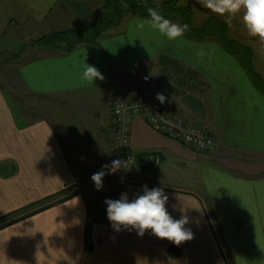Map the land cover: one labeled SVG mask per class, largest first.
Returning <instances> with one entry per match:
<instances>
[{"label":"crops","instance_id":"obj_1","mask_svg":"<svg viewBox=\"0 0 264 264\" xmlns=\"http://www.w3.org/2000/svg\"><path fill=\"white\" fill-rule=\"evenodd\" d=\"M102 4L100 0H0V52L18 48L23 42L20 28H27L28 34L34 32L37 39L89 21ZM133 18L145 19L126 16L119 27L96 42L79 44L69 52L46 48L40 55L23 60L18 55H26L25 50L14 55L19 63L13 71L23 92L46 99L47 105L76 94L80 109H73L74 115L79 113L87 121L78 124L81 135L86 134L81 151L89 155L80 159L77 147L82 143L72 138L62 141L46 117L18 124L12 103L0 89V162L5 166L0 169V216H9L41 198L46 197V204L53 202L0 227V264H164L170 246L177 255H170L172 262L165 264H181L183 260L195 264V258L197 263L201 258L202 264H227L214 226L227 227L221 212L232 214L228 209L244 219L251 232L257 226L258 243L250 247L255 258H264V172L247 176L217 163L202 164L199 185L185 189L147 175L148 162L156 163L150 155L162 160L159 152H134L136 160L128 170L138 177L126 178L129 198L142 193L143 185L163 188L168 196L166 208L176 219L187 215L186 227L191 229L192 238L177 245L150 234V230L140 236L135 230L117 232L111 225L103 226L109 221L101 218V224L90 222L82 192L95 171L85 163L95 158L107 165V147L115 127L112 97L135 99L144 84L143 75L150 77L157 99L169 86L159 81L160 75L165 80L173 74L178 84L177 77L185 74L182 79L187 84L178 85L186 89L180 100H157L166 114L207 128L214 139L213 151L207 153L264 161V93L236 57L212 37L191 39L183 35L168 41L156 32L137 31ZM86 63L97 67L104 78L93 83L82 81ZM89 96L90 100L86 99ZM68 150L73 152L68 154ZM152 169L156 173L155 167ZM237 224L242 223L234 222L233 227Z\"/></svg>","mask_w":264,"mask_h":264},{"label":"rangeland","instance_id":"obj_2","mask_svg":"<svg viewBox=\"0 0 264 264\" xmlns=\"http://www.w3.org/2000/svg\"><path fill=\"white\" fill-rule=\"evenodd\" d=\"M104 1L105 0H100L101 3ZM163 1L165 0H151V2L156 5L161 4ZM195 1L200 2L205 7L206 0ZM175 2L177 6H183L188 4V0H176ZM190 14L191 24H193L194 27H199L206 20H208L209 18L211 19L212 17L227 21L228 36L232 39L241 42L242 44L249 46L252 49V55L250 58H247V56L244 55L243 51L240 48L236 47L235 44L226 40L224 41V44L231 51L237 53L238 56L241 57L242 61L247 65V71L255 86H257L258 89L261 88L264 91V41L259 40V38L257 37L249 36L247 30L243 26V23L241 22L240 16L237 15L234 18H229L227 15H220L218 13L213 12L211 9L204 12L195 6L190 7ZM170 21L178 23L180 21V17L174 16L172 19H170ZM27 30V28L19 29L18 34L23 39V42H19L17 46L18 48L14 49L15 51L0 52L2 53L0 54V89L3 90V96L6 98V100L12 103L11 109L14 110L18 116L15 118L18 124L23 120L31 121L46 117V119L49 120L52 127L55 129L56 133L60 136V139L62 141L65 142L72 138L75 141L82 143L78 144L77 150L80 159L83 158L84 160L89 154L86 153V151H81L83 144L86 142V140L84 139L86 137V134L83 136L81 135L80 125L82 126V124L84 125V123L87 124V121H85V119L81 115H79V113L74 115L73 109H80L79 106L75 103V101L79 100L76 94L74 96H63L62 99L57 100V102H52L47 105L48 102H46V99L38 98L33 95L30 96V94L23 92L16 83L18 75L13 70H16L19 61H16L17 58L14 55H18L19 50H25L26 55H18V58H21V60H23L26 59L28 56L32 57L33 55H40V53L44 52L36 47H34V50L31 51L30 47H32V41L35 40L33 35L34 32H31L32 34H28ZM48 31H51V28H49ZM184 75L185 74H182L181 76L177 77V79H179L177 81L178 84H176L173 74L165 78V80L163 79V76L160 75L159 81L161 83L165 82L169 85L168 87L165 86V101L172 100L177 102L178 100H180V98H182V91H186V89H182L178 85L181 82L185 83V85L187 84V80L182 79ZM175 91L177 92V95ZM91 93L92 91H90V94ZM87 98L88 100H90V96L86 97V99ZM29 109H31L33 112H31V110ZM59 110H61L62 112H59ZM79 123L80 125H78ZM132 149L133 151L138 153H145L151 151L159 152L162 155V160H160V163H152L153 161H149V173H147V175L169 186L182 187L186 189L191 186L193 187V185H199L200 175H198V172L201 168V165L212 164L217 166L216 162H210L200 157L187 160L173 155L166 149H139L134 146ZM193 149L198 150L196 147H193ZM201 151L212 152L213 147ZM72 152L73 151L70 150L67 151L68 154H71ZM94 156L96 157L95 154ZM79 163L80 161L76 162L74 166L78 168ZM3 164V162H0V169H3L5 167L3 166ZM85 164L93 167L95 172L101 170L104 171L106 169L100 164V161L95 158L86 162ZM152 167H155L156 173L152 171ZM106 172L107 173L102 178L103 187L101 190H96L94 183L91 181V183L86 186L82 192L89 210L90 222L97 221L99 224H101L100 210L101 205L104 203L105 199H118L119 195L122 192H127V176L133 175V177H138V175L134 171L130 170L115 172L114 174H108V171ZM41 203L46 204V197L31 203L29 206L21 207L18 210L22 209L28 211L30 210V208H32L31 206H33L34 204H39L37 207H42ZM228 211L232 214L228 213L226 215L224 210L221 212V217L226 220L227 227L225 225L223 226V228H221V226L219 225L214 226L219 246L221 247V251L224 255V261L227 264H264V258H255L250 247L252 243H258L259 233L256 229L257 226H254L251 232L250 230H248L247 223H244V219L238 217L236 213L234 214L233 210L228 209ZM12 213H14V211ZM3 217L4 216H0V225L6 224V222L9 221L12 216L5 218ZM234 222H241L242 224H237L236 227H233ZM106 224L110 225V222L105 223L103 226H106ZM242 226L244 227L243 229ZM232 227L234 228V230H232ZM232 232H234L235 234H232ZM250 233H252V237L249 235ZM232 235L234 238L232 237ZM167 243L168 242L165 240L162 241V244H164V246L167 245ZM174 249L175 248L172 246L168 248V251H166L168 255L164 256L168 257V259L164 261V264L172 262V258H170L169 256L173 254V252L176 253ZM263 250L264 249L262 248V254ZM184 256H186L185 251L183 257ZM199 260V263H197V258H195L193 261L195 262V264H202V259L200 258ZM177 261L180 262L179 260ZM180 263L191 264L186 262L185 260Z\"/></svg>","mask_w":264,"mask_h":264},{"label":"clouds","instance_id":"obj_3","mask_svg":"<svg viewBox=\"0 0 264 264\" xmlns=\"http://www.w3.org/2000/svg\"><path fill=\"white\" fill-rule=\"evenodd\" d=\"M205 7L220 15H227L229 18L239 15L249 36L264 41V0H206ZM132 24L137 31L156 32L168 41L182 37L189 29L187 23H174L155 8L148 9V18H133ZM103 78V74L97 67L85 64L81 73L82 81L93 83L94 79ZM157 99L163 103L165 97L163 94H157ZM104 167L108 169V174H114L121 168V161L114 160ZM105 174L106 172L101 170L91 176L98 191L103 187L102 178ZM142 189V193L135 194L131 199L127 192H122L118 199H105L106 216L111 227L117 232L135 230L140 236H143L146 230H150V234L177 245L191 239L192 231L186 227L187 215L176 219L169 213L165 206L168 196L163 188H149L143 185Z\"/></svg>","mask_w":264,"mask_h":264},{"label":"trees","instance_id":"obj_4","mask_svg":"<svg viewBox=\"0 0 264 264\" xmlns=\"http://www.w3.org/2000/svg\"><path fill=\"white\" fill-rule=\"evenodd\" d=\"M175 1L176 0H165L161 4L156 5L153 4L151 0H105L100 7L92 12V16L89 21L80 23L72 28L45 34L32 41V47L42 50L47 48L51 50L56 49L61 52H69L79 44H91L96 42L100 37L107 34L112 29L119 27L126 16L133 15L148 18V9L155 8L161 11V13L169 20L174 16H177L180 17L178 24L187 23L189 25V29L184 33V36L187 38L204 39L206 37H215L214 39L218 42V44L224 50L236 57L239 64L248 73L246 68L247 65L242 61L241 57H239L237 53L231 51L224 44V41L226 40L235 44L236 47L243 51L247 58L251 57L252 49L249 46L242 44L241 42L228 36L227 21L212 17L211 19L209 18L206 20L199 27H194L190 20V7L193 5L187 4L183 6H177ZM260 90L264 92L261 88ZM49 202V204L41 203L42 207H37L39 204H34L28 211L21 209L18 210V212L16 211L14 214H10L9 216H12L11 219L7 221L6 224L0 225V227H3L18 219L24 218L46 207V205H51L53 203L52 201ZM9 216L6 215L3 218ZM171 255L176 256L177 251L176 253L173 252Z\"/></svg>","mask_w":264,"mask_h":264},{"label":"built area","instance_id":"obj_5","mask_svg":"<svg viewBox=\"0 0 264 264\" xmlns=\"http://www.w3.org/2000/svg\"><path fill=\"white\" fill-rule=\"evenodd\" d=\"M144 83L133 100L117 95L113 97L112 117L114 129L108 143L107 165L114 160L121 161V168L116 172L128 170L136 160L131 143L132 124L136 116H143L147 123L162 134L181 141L188 147L206 150L213 146L214 139L207 128L202 125L187 124L182 120L164 112L162 104L153 95L150 77H141ZM156 163L160 156L150 155ZM108 171V169L106 168Z\"/></svg>","mask_w":264,"mask_h":264},{"label":"water","instance_id":"obj_6","mask_svg":"<svg viewBox=\"0 0 264 264\" xmlns=\"http://www.w3.org/2000/svg\"><path fill=\"white\" fill-rule=\"evenodd\" d=\"M188 4L200 10H209L195 0H188ZM131 143L139 149H166L173 155L187 160L200 157L210 162H216L227 170L241 172L247 176H257L264 172V161H245L235 157H219L204 151L198 152L185 146L179 140L170 138L155 130L143 116H136L133 120ZM106 207L105 203L101 205L100 218L102 221H108Z\"/></svg>","mask_w":264,"mask_h":264},{"label":"flooded vegetation","instance_id":"obj_7","mask_svg":"<svg viewBox=\"0 0 264 264\" xmlns=\"http://www.w3.org/2000/svg\"><path fill=\"white\" fill-rule=\"evenodd\" d=\"M204 152H206V151H204Z\"/></svg>","mask_w":264,"mask_h":264}]
</instances>
